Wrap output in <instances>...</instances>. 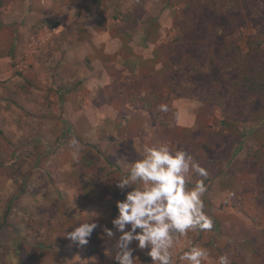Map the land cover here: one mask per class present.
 <instances>
[{
  "label": "rangeland",
  "instance_id": "obj_1",
  "mask_svg": "<svg viewBox=\"0 0 264 264\" xmlns=\"http://www.w3.org/2000/svg\"><path fill=\"white\" fill-rule=\"evenodd\" d=\"M258 70L264 0H0V264H115L112 220L131 190L116 183L144 144L165 143L206 169L214 220L176 251L264 264V98L234 92ZM87 221V245L66 238ZM137 244L135 264H152Z\"/></svg>",
  "mask_w": 264,
  "mask_h": 264
},
{
  "label": "clouds",
  "instance_id": "obj_2",
  "mask_svg": "<svg viewBox=\"0 0 264 264\" xmlns=\"http://www.w3.org/2000/svg\"><path fill=\"white\" fill-rule=\"evenodd\" d=\"M159 111L167 112L166 104L159 105ZM69 146L75 150L81 147L80 141L73 136ZM192 174L198 179L188 187ZM206 169L181 148L168 144L149 146L144 144L141 157L129 166L126 176L117 183L125 193L122 201H117L118 216L112 220L113 226L121 233L115 244V264H135L133 241L138 242L140 250L148 249L147 256L152 264H204L210 258L207 248L192 244L187 250L177 252L180 237L190 231H211L214 220L204 209V194L207 192ZM139 183L140 187H133ZM95 222H83L66 238L79 246L89 243ZM139 230V231H138ZM107 237H113L111 229L104 228ZM106 256L112 255L105 251ZM217 264H230L227 256L221 255Z\"/></svg>",
  "mask_w": 264,
  "mask_h": 264
},
{
  "label": "trees",
  "instance_id": "obj_3",
  "mask_svg": "<svg viewBox=\"0 0 264 264\" xmlns=\"http://www.w3.org/2000/svg\"><path fill=\"white\" fill-rule=\"evenodd\" d=\"M59 26L58 23L52 26L51 29H56ZM256 71V74L253 75H242L239 80L234 81L235 84L238 86V89H235L234 92L237 96H240L243 91H249L250 94H256L254 98H264V79L263 75L260 73L261 71ZM77 88V87H75ZM125 98L129 101L134 103L137 108L140 109H153V105L158 101V98L154 95L144 96V97H137L136 95H126Z\"/></svg>",
  "mask_w": 264,
  "mask_h": 264
},
{
  "label": "crops",
  "instance_id": "obj_4",
  "mask_svg": "<svg viewBox=\"0 0 264 264\" xmlns=\"http://www.w3.org/2000/svg\"><path fill=\"white\" fill-rule=\"evenodd\" d=\"M3 73L4 72H1V74H3ZM4 76H5L4 78H6V79H11V80H14L15 79L14 75L13 74H10V73L5 74ZM0 79H2L1 75H0ZM10 85H11L12 88H14V83H11ZM15 90L17 91V88H15Z\"/></svg>",
  "mask_w": 264,
  "mask_h": 264
},
{
  "label": "built area",
  "instance_id": "obj_5",
  "mask_svg": "<svg viewBox=\"0 0 264 264\" xmlns=\"http://www.w3.org/2000/svg\"><path fill=\"white\" fill-rule=\"evenodd\" d=\"M39 41L36 39H32V42L30 43V47L33 48V46L37 45Z\"/></svg>",
  "mask_w": 264,
  "mask_h": 264
}]
</instances>
